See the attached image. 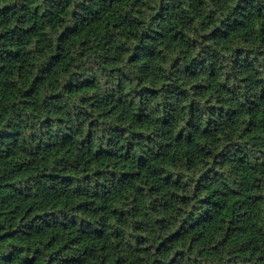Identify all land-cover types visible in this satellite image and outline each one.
Listing matches in <instances>:
<instances>
[{"label":"trees","instance_id":"obj_1","mask_svg":"<svg viewBox=\"0 0 264 264\" xmlns=\"http://www.w3.org/2000/svg\"><path fill=\"white\" fill-rule=\"evenodd\" d=\"M0 264H264V0H0Z\"/></svg>","mask_w":264,"mask_h":264}]
</instances>
